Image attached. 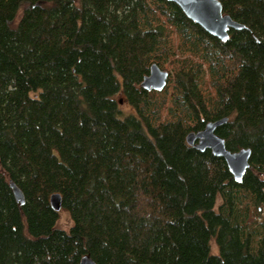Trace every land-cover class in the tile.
<instances>
[{
  "label": "trees",
  "instance_id": "trees-1",
  "mask_svg": "<svg viewBox=\"0 0 264 264\" xmlns=\"http://www.w3.org/2000/svg\"><path fill=\"white\" fill-rule=\"evenodd\" d=\"M219 1L226 41L167 0H0V264H264V0ZM223 117L241 182L186 141Z\"/></svg>",
  "mask_w": 264,
  "mask_h": 264
},
{
  "label": "water",
  "instance_id": "water-1",
  "mask_svg": "<svg viewBox=\"0 0 264 264\" xmlns=\"http://www.w3.org/2000/svg\"><path fill=\"white\" fill-rule=\"evenodd\" d=\"M167 1L175 3L188 19L221 41H226L229 38V29L245 28L243 24L233 20L229 15L222 12L219 0ZM168 78L169 72L153 63L149 68V73L141 81L140 86L149 91H161L166 86ZM225 121H227L226 117L207 122L202 129L189 132L186 135V141L197 150L204 151L205 149H210L213 155L222 157L233 179L241 182L243 175L249 167L250 149L242 148L238 151H230L226 148L224 139L215 131ZM9 184L15 200L19 205H22L24 203L22 191L12 180L9 181ZM49 202L55 211L59 212L61 210V196L59 193H52L49 197ZM79 264L96 263L89 254H85L81 257Z\"/></svg>",
  "mask_w": 264,
  "mask_h": 264
},
{
  "label": "rangeland",
  "instance_id": "rangeland-1",
  "mask_svg": "<svg viewBox=\"0 0 264 264\" xmlns=\"http://www.w3.org/2000/svg\"><path fill=\"white\" fill-rule=\"evenodd\" d=\"M117 98L120 100V103H119L120 109L123 114L132 112V108L127 104L126 101L122 100L120 96H117ZM70 225H71V221H70L69 216L65 212L60 211V215L57 220L56 226L61 229H67L70 227ZM211 250L212 252L217 251L214 242H211Z\"/></svg>",
  "mask_w": 264,
  "mask_h": 264
}]
</instances>
